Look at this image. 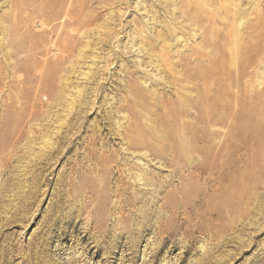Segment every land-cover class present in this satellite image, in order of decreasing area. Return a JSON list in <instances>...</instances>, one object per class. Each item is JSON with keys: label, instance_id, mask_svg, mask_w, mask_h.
I'll list each match as a JSON object with an SVG mask.
<instances>
[{"label": "rangeland", "instance_id": "374dc122", "mask_svg": "<svg viewBox=\"0 0 264 264\" xmlns=\"http://www.w3.org/2000/svg\"><path fill=\"white\" fill-rule=\"evenodd\" d=\"M0 264H264V0H0Z\"/></svg>", "mask_w": 264, "mask_h": 264}, {"label": "bare ground", "instance_id": "6f19581e", "mask_svg": "<svg viewBox=\"0 0 264 264\" xmlns=\"http://www.w3.org/2000/svg\"><path fill=\"white\" fill-rule=\"evenodd\" d=\"M245 59V58H244ZM244 64H246V62H247V60L245 59L244 61H242ZM241 63V62H240ZM247 130V131H250L249 132V134H248V139L249 140H255V138L257 137V138H261V136L260 135H262V134H260V133H262L261 131H256V130H254V127L252 126V125H249L248 127L247 126H244V128H243V130Z\"/></svg>", "mask_w": 264, "mask_h": 264}]
</instances>
